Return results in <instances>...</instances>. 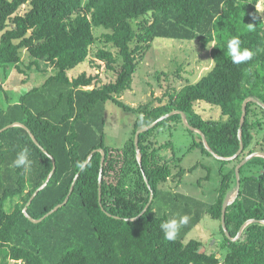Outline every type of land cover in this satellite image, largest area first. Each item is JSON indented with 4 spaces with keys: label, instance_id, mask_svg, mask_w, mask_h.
I'll use <instances>...</instances> for the list:
<instances>
[{
    "label": "trees",
    "instance_id": "16d2710c",
    "mask_svg": "<svg viewBox=\"0 0 264 264\" xmlns=\"http://www.w3.org/2000/svg\"><path fill=\"white\" fill-rule=\"evenodd\" d=\"M261 1L0 0V80L15 69L26 74V84V71L40 68L41 62L55 70L15 102L3 90L8 101L0 105V131L13 127L0 134V264H264L261 157L240 170L241 189L226 212L230 238L221 224L223 239L211 254L201 241H186L205 216L221 223L223 206L236 192V167L246 157L264 153V108L257 103H248L239 138L244 101L254 98L264 105ZM233 36L253 51L251 60L232 62L227 41ZM157 39L198 42L210 50L214 65L198 82L168 91L166 103L160 99L157 106L132 107L121 98L131 90L139 64ZM99 43L103 48L91 63L99 71V63L104 64L115 75L114 81L99 86L101 73L70 78L71 71L92 59ZM24 51L33 59L25 69ZM108 103L135 117L131 136L121 148L106 144ZM196 104L220 108L221 119H205ZM174 111L185 114L216 155L231 158L242 144L241 156L234 161L216 159L180 114L141 134L137 152L136 133ZM178 125L196 138L190 150L213 157L217 167L199 162L187 169L181 157L165 153L173 143H161L159 136L172 134ZM24 148L31 160L27 171L12 166ZM100 150L106 155L101 202ZM200 167L208 172L205 180L211 181L213 172L218 177L213 202L164 187L170 179L182 183ZM53 171L29 206V216L40 220L68 196L69 201L42 222L33 223L24 209ZM183 215L189 221L176 240L164 239L160 224ZM252 220L257 222L247 225L233 241Z\"/></svg>",
    "mask_w": 264,
    "mask_h": 264
},
{
    "label": "rangeland",
    "instance_id": "374dc122",
    "mask_svg": "<svg viewBox=\"0 0 264 264\" xmlns=\"http://www.w3.org/2000/svg\"><path fill=\"white\" fill-rule=\"evenodd\" d=\"M258 8L264 12V0L259 3ZM24 12L25 10L21 11V13ZM98 30L102 31L103 29ZM100 35V33H97L98 37ZM100 48H103L102 43L94 47V55L90 61L81 64L69 73L70 78H75L84 72L90 75L101 73L99 86L114 81L115 75L107 71L104 64L99 63L102 65V69L99 71L91 63ZM22 59L23 69L33 62L26 51L22 53ZM40 64V68L37 69L34 66L32 71H26L29 76L26 84L23 82L26 80V74L18 73L15 69L11 71L7 78L0 80L2 86V89H0V105L6 106L8 100L5 94L11 102H15L21 95L34 87L41 86L48 77L55 74V70L49 64L44 62ZM213 65L210 50L203 49L198 42L157 39L139 64L131 90L126 92L121 100L135 108L148 103L157 106L160 104V99L166 103L168 98L165 95L168 91L172 93L173 89L178 91L187 84L198 82L208 74ZM195 109L202 113L205 119H221V110L218 107L196 104ZM106 120V144L113 148L123 147L131 136L135 121L134 115L124 113L114 104L108 103ZM159 140L161 143L172 141L174 150L173 147L171 150L173 152L169 149L165 153L170 156L175 154L177 157H181V165L184 168L189 169L199 162H203L207 167L218 166V162L213 157L203 155L198 149L190 150L196 138L188 133L182 125H178L172 134L168 131L161 134ZM207 175L208 172L200 167L193 173H188L182 183H178L177 179H170L164 187L172 192L193 196L211 203L215 200L214 190L217 186L218 177L213 172L212 180L207 181L205 180ZM199 181L200 184H198ZM234 195L235 193L231 194L228 200H231ZM220 225L219 221L205 216L201 224L187 236L186 241L191 239L201 241L208 253H214L217 249L216 244H219L223 239L220 233Z\"/></svg>",
    "mask_w": 264,
    "mask_h": 264
},
{
    "label": "water",
    "instance_id": "95a60500",
    "mask_svg": "<svg viewBox=\"0 0 264 264\" xmlns=\"http://www.w3.org/2000/svg\"><path fill=\"white\" fill-rule=\"evenodd\" d=\"M249 102L257 103L258 105H260V106H262V107L264 108V105H262L260 102H258V101H257L256 99H254V98H248V99H246V100L244 101L243 106H242V118H241V122H240V130H239V131H240V134H239V138H240V139L242 138V137H241V134H242L243 126H244V124H245V122H246V116H247V105H248ZM176 114H180V115L182 116L183 122H184L185 126H186L188 129H190L191 131L197 132V133H199V134L202 136V139H203V142H204L206 148H207L208 151L212 154V156H214L216 159L221 160V161H234V160L238 159V158L241 156V154H242V152H243V149H244V147H243L242 144H241V146H240V150L237 152V154H236L235 156L231 157V158H223V157H219L218 155H216V154H215V153L209 148V146H208V144H207V142H206V138H205V136L203 135V133H202L200 130L195 129V128H193L192 126H190L189 123H188V121H187V118H186L185 114L182 113V112H178V111H174V112L170 113L169 115L164 116V117H162L161 119L157 120V121H156L155 123H153L151 126L145 128V129H143V130L138 131V132L136 133V135H135V144H136V147H137V152H140V150H139V137H140L141 134H143V133H145V132H147V131L153 129V128H154L159 122H161V121H163V120H165V119H167V118H170V117H172L173 115H176ZM15 126H22V125H21V124H16ZM11 127H13V126H8V127L4 128L3 130L0 131V134H1L2 132H4L5 130L11 128ZM22 127H24V126H22ZM33 139H34V137H33ZM34 140H35V139H34ZM100 152H101L102 155H103V157H102V168H101V173H100V178H99V180H100V202H101V201H102L101 186H102V179H103V166H104V163H105L106 155H105V152H104L103 150H100ZM256 157L264 158V153H254V154H252V155L246 157V158H245V159H244V160H243V161H242V162L236 167V175H237V188H236V192H235L234 197H233L231 200L226 201V203L224 204L223 209H222V220H221V224H222V227H223V230H224L226 236L229 237V238H230V235H229V233H228V231H227L226 224H225L226 212H227L228 207H229L232 203H234V201L237 199V197H238V195H239V192H240V189H241V174H240V170H241V168H242L243 166H245L250 160H252L253 158H256ZM139 161H141V158H139ZM86 165H87V163L85 164V166H86ZM85 166H84V167H85ZM54 171H55V168H54ZM54 171L50 174V176H49V178L47 179L46 183H45L41 188H39V189L33 194V196H32V198H31L30 202L28 203V206L24 209V214H25L26 217H27L30 221H32L33 223H40V222H42V221L45 220L47 217L51 216L52 214H54L55 212H57L60 208H62L63 206H65V205L68 203V201H69L70 196H68V198L65 200V202H64L63 204L58 205L56 208H54L51 212H49L44 218H42V219H40V220H37V221H36V220L32 219V218L29 216V214H28V212H27L29 206L32 204L33 200L38 196V194L40 193V191H42V190L48 185V183L50 182V180H51V178H52V176H53ZM72 189H73V188H72ZM71 193H72V190H71ZM152 196H153V195H152ZM146 209H147V208H146ZM138 218H139V217H138ZM138 218L132 219V221H136ZM256 222H257V221L252 220V221H249L247 224H245V225L241 228V230H240V232H239V234H238V237L235 238V239H233V241H237V240L241 237V235H242V233H243V231H244V229L246 228L247 225H249V224H251V223H256ZM263 224H264V222H263Z\"/></svg>",
    "mask_w": 264,
    "mask_h": 264
},
{
    "label": "clouds",
    "instance_id": "9594fccd",
    "mask_svg": "<svg viewBox=\"0 0 264 264\" xmlns=\"http://www.w3.org/2000/svg\"><path fill=\"white\" fill-rule=\"evenodd\" d=\"M249 30H252V24H249ZM227 51L234 64H241L251 60L254 53L249 48L242 47V41L238 36H233L227 41ZM15 168H23L27 171L31 167V160L29 159V150L22 149L16 156L12 163ZM189 221L187 215L177 218H171L163 221L160 228L164 234V239L168 241H175L182 226Z\"/></svg>",
    "mask_w": 264,
    "mask_h": 264
}]
</instances>
